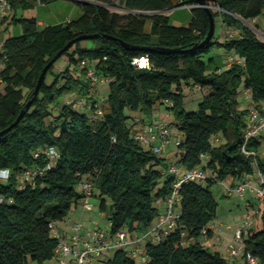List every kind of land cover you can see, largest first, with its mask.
I'll use <instances>...</instances> for the list:
<instances>
[{"label":"trees","instance_id":"trees-1","mask_svg":"<svg viewBox=\"0 0 264 264\" xmlns=\"http://www.w3.org/2000/svg\"><path fill=\"white\" fill-rule=\"evenodd\" d=\"M8 1L12 9L4 17L6 26L19 24L21 34L6 37L0 45V173L6 172L0 177V264L42 263L55 256V222L81 200L78 186L84 178L92 183L91 197L98 198L99 210H108L110 234L144 233L159 216L155 202L171 192L172 164L210 172L204 182L181 185L175 229L158 241H145L139 260L119 248L102 255L98 264H227L220 252L202 244L203 230L207 239L214 235L209 225L217 215L215 183L229 179L228 185L234 186L256 171L264 176V160L258 154L264 136L245 143L249 108H241L238 100L246 90L251 103L263 111L264 39L243 21L261 16L264 0H205L215 29L203 45L209 16L196 0H123L130 11L126 14L80 1L79 17L42 27L36 17L20 14L32 7L31 2ZM183 2L191 5L190 20L173 25L162 12ZM218 23L235 34L220 40ZM261 32L264 35V24ZM88 34L98 36L75 41L64 51L47 69L35 95L44 66L67 42ZM215 47L225 52L224 59L212 55ZM228 55L235 61L229 63ZM141 56L148 57V67L132 63ZM60 59L66 61L62 68L57 65ZM82 61L104 80L100 92H89ZM183 84L208 89L196 110L184 109ZM69 93L85 98L92 108L66 103L62 98ZM99 97H105L103 111L94 117ZM156 104L171 112L168 127L179 135V158L174 163L132 137L139 123L154 121ZM22 110L17 124L2 132ZM130 112L140 113L139 119ZM48 146L57 151L53 161L41 152ZM243 147L253 154H246ZM27 171L32 173L30 180L25 178ZM258 219L243 240L244 251L264 264V207Z\"/></svg>","mask_w":264,"mask_h":264},{"label":"built area","instance_id":"built-area-1","mask_svg":"<svg viewBox=\"0 0 264 264\" xmlns=\"http://www.w3.org/2000/svg\"><path fill=\"white\" fill-rule=\"evenodd\" d=\"M191 6V5H190ZM11 4L8 0H0V17H5L11 12ZM232 33V32H231ZM228 62L235 61L234 55H228ZM132 63L139 67H148L149 60L147 56H141L133 59ZM81 65L85 69L83 80L89 83V92L102 89L104 80L98 79L94 68L86 61H82ZM1 82V80H0ZM73 95V94H72ZM70 96L66 99V103H72L75 107L81 109H90L91 105L87 104L85 98ZM246 99L250 102L248 105L249 112L247 115V129L244 133L245 143L251 138H260L264 136V105L263 111H260L251 103L249 93L245 94ZM105 97H99L94 104L93 116L102 114V105ZM168 122L161 120H154L151 123L138 124L137 128L132 132L133 139L140 145L150 148L157 155H164L165 149L170 143H175L177 146L180 143L179 137L175 139L170 138V131ZM246 154L248 152L244 149ZM46 157L53 161L57 157V151L54 147L48 146L41 151ZM49 167V165L47 166ZM168 172L173 174L175 181L173 183L170 194L164 200V212L153 222L144 233H133L128 230H120L115 234L107 233L102 229H94L87 232L84 237L80 234L81 223L74 225V233L69 237L57 234L55 227L53 228L54 235L58 238V244L54 250L55 256L59 264H95L98 263L99 258L105 253L119 248H126L130 251V255L139 260L143 255V245L145 240L150 237L152 242L158 241L170 231L175 229L179 217V189L183 183L186 182H204L209 176L210 172L200 168H193L190 170L179 169L174 164L170 165ZM257 183L254 184L251 179H245L234 186L222 183L226 192L235 193L242 197L247 191H253L258 201L261 203L264 200V176L256 171ZM31 172L25 173V178L30 180ZM4 178L6 177L3 176ZM78 189L82 192V205L85 209L91 210L92 204L89 199L92 195V183L89 179L84 178L80 181ZM257 210H249L244 221L238 224L235 228L232 241L226 247L227 257H243L245 264H260L259 259L250 252L244 251L243 240L248 234L251 224V218ZM203 238L205 236V229L203 230Z\"/></svg>","mask_w":264,"mask_h":264},{"label":"rangeland","instance_id":"rangeland-1","mask_svg":"<svg viewBox=\"0 0 264 264\" xmlns=\"http://www.w3.org/2000/svg\"><path fill=\"white\" fill-rule=\"evenodd\" d=\"M82 2H89L91 4H101L104 7L108 8L110 11L113 12H117L120 14H126L128 12H130L129 10L125 9L123 6V0H108V2H100L97 0H80ZM79 1V2H80ZM61 2V0H55L53 2L48 3V5H57ZM187 3H182L181 6L176 7L174 10H172L169 13V17H170V22L173 23L175 20L178 21V23L180 25H187L189 20H190V8L191 6L186 5ZM52 7V6H51ZM46 12V11H45ZM167 11H164L162 13L166 14ZM144 14H150V12H144ZM243 23L248 26L251 30H253L257 36L261 39H264V35L261 32V28L264 24V12L263 14L260 16V18H256V19H251V20H246L243 21ZM219 24V23H218ZM19 25V24H17ZM220 25V24H219ZM149 22L146 23L145 29L148 30L149 29ZM19 28L21 29V26L19 25ZM220 29L218 31V37L220 40H224L227 39L229 37L230 32H232V35L235 34L234 30H230L228 33L227 28L223 27L220 25L219 27ZM212 54H216L219 55L221 59H223V57L225 56V52L222 49L219 48H213L212 50ZM57 65L59 68H62L66 65V61L64 59H60L57 61ZM48 81L51 80V77L47 78ZM3 88V83H0V91ZM106 88V87H105ZM183 88V102H184V109L186 111H193L197 109V105L198 103L203 99V96L208 93V89H197L193 87V84H183L182 86ZM72 95V93H69L67 95H65L62 99H67ZM238 100L241 103V107L244 108H248L249 105V101L246 99V96L243 95L242 93H240L238 95ZM140 117V113H138V115ZM136 116V117H137ZM161 116H171L172 114L171 112L165 108V105L162 104H156L154 109H153V118L157 119ZM170 117V118H171ZM216 141V140H215ZM221 139L219 138V140H217V142H220ZM173 146H175V143H170ZM261 148H260V157L264 160V140L261 144ZM175 148L177 149V147L175 146ZM256 174V172L254 173ZM6 175V172H1L0 173V177L4 178L3 176ZM254 182L257 183V179H256V175H252L251 176ZM229 180V179H228ZM225 181V184H228L230 182ZM212 193L214 195V197L217 200L218 203V207H217V215L216 218L211 222V224L213 225L214 229L218 230L220 232L219 236L221 237L222 243L223 244H228V242L232 241V234L234 232L235 226H237L238 224H240L242 221H244L249 209L251 210H257L256 212H254L253 217L251 218V228L250 229H254L257 227L258 222H259V211L261 207H264V200L260 203L257 199V197L255 196L254 192H251V197L246 198L248 195H244L242 197L238 196L235 193H231V192H226L223 188V185L221 182H217L212 186ZM228 195L229 197L225 198V196ZM252 199H256V202L254 204H252L251 200ZM258 201V202H257ZM89 202L94 205V206H98L99 204V200L96 197H91L89 199ZM246 203V205H245ZM158 201L155 202V205L158 206ZM261 204V206H260ZM231 212V213H230ZM107 215H108V210L107 211H101L100 213H98V215L96 216V218L92 219V222L100 227L102 230L106 231L107 233H109V222L107 219ZM150 237H148L145 241H149ZM28 264H59L58 263V259L56 256H54L52 259L50 260H46L42 263H38L35 261H28ZM98 264V263H95Z\"/></svg>","mask_w":264,"mask_h":264},{"label":"crops","instance_id":"crops-1","mask_svg":"<svg viewBox=\"0 0 264 264\" xmlns=\"http://www.w3.org/2000/svg\"><path fill=\"white\" fill-rule=\"evenodd\" d=\"M32 3V7L20 12L21 15L26 17H36L38 20V25L40 27L49 25V24H55V23H64L67 21H70L72 19H75L79 17L82 14V8L80 7L79 1L80 0H61V2L57 5H48L44 3H40L38 0H28ZM189 7V5H188ZM173 8L172 10H174ZM172 10H167L166 14L169 15V13ZM46 11V12H45ZM260 18V17H258ZM179 21V20H178ZM178 21H174L173 25H180ZM8 20L5 21L4 17H0V45L2 43V40L9 36H18L21 34V29L19 28V25H8L6 26ZM220 25H217V29L219 30ZM6 28V30H4ZM229 31V30H228ZM84 46H88L87 42L83 43ZM213 55V54H212ZM216 55V54H215ZM225 56L223 57V59ZM248 93L246 90L242 92L243 95ZM250 104V102H249ZM241 107V103H240ZM242 108V107H241ZM130 114L135 117V120L139 119L138 112H130ZM137 116V117H136ZM171 117V116H170ZM169 116H161L154 120H161L165 122H172L173 117L170 118ZM148 123V122H147ZM150 123V122H149ZM145 124V123H144ZM170 131V138L175 139L178 137V133L174 127L171 125L169 126ZM264 140V137L262 138V142ZM261 142V144H262ZM262 145L258 148V154H260V148ZM260 156V155H259ZM164 157H166L171 163H174L179 158V150L175 148L172 144H169L165 149ZM252 176V175H251ZM249 176L248 178H252ZM254 184L253 179H251ZM252 191H247L246 195H248L246 198L251 197ZM228 198L229 196L226 195L225 198ZM91 198V197H90ZM252 204L256 202V199L251 200ZM258 202V201H257ZM158 206H156L159 210V216L164 212V200H158ZM246 205V203H245ZM251 210V209H249ZM101 210H99L98 206L92 205L91 210H87L83 207L82 202L78 201L76 202L71 209L69 210L68 215L60 221L55 222V231L57 234L63 235V237L69 238L74 233V225L76 223H81V229L80 234L84 237L87 236L88 231H92L94 229H101L100 227L96 226L92 219L96 218L98 213H100ZM231 213V212H230ZM158 216V217H159ZM157 217V218H158ZM210 228H212L214 235L207 239H202V244L209 248L210 250L218 251L220 252L226 259L227 264H245V260L243 257H234V258H228L227 257V251L226 247L231 242H228V244H223L221 237L219 236L220 232L216 229H214L213 225H209ZM236 228V226H235ZM251 228V224L249 229ZM235 231V229H234ZM234 234V232H233ZM232 234V237H233Z\"/></svg>","mask_w":264,"mask_h":264},{"label":"water","instance_id":"water-1","mask_svg":"<svg viewBox=\"0 0 264 264\" xmlns=\"http://www.w3.org/2000/svg\"><path fill=\"white\" fill-rule=\"evenodd\" d=\"M196 2L198 5L203 6L205 8V10L209 16V28H208V31H207L205 38L203 39V41L201 43V45H203V44L207 43L208 41H210V39L214 35L215 24H214L213 15L211 13V6L208 5L205 0H196ZM97 36H98L97 34L80 35V36L76 37L75 39H72L69 42H67L42 69V71L38 77V80H37V84H36V87L34 90V94L36 95L38 93L40 86L43 82L44 76L47 72V69L50 67V65L53 62H55L63 54L64 51H66L75 41L83 40V39H93ZM123 45L125 47L129 48V45L127 43H123ZM162 51L166 52V53H170V52H176L177 50H175V49H162ZM30 103L31 102L27 103L24 110H26L29 107ZM24 110H22L21 113L16 118V120L11 125H9L5 130H3L2 132H5V131L9 130L10 128H12L13 126H15L17 124V122L19 121V119L22 117Z\"/></svg>","mask_w":264,"mask_h":264}]
</instances>
